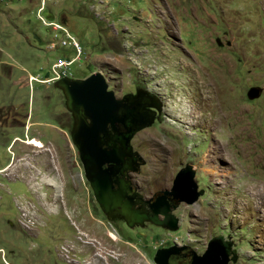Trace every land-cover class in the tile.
Here are the masks:
<instances>
[{
    "label": "rangeland",
    "instance_id": "374dc122",
    "mask_svg": "<svg viewBox=\"0 0 264 264\" xmlns=\"http://www.w3.org/2000/svg\"><path fill=\"white\" fill-rule=\"evenodd\" d=\"M72 59L73 78L99 72L116 96L145 88L159 102L156 123L131 141L145 161L131 174L145 198L170 190L187 164L195 171L203 194L172 212L177 231L150 227L148 249L177 242L202 254L221 239L235 252L228 264H264V0H0V117L8 108L23 115L34 103L28 136L43 145L22 144L13 153L14 185L0 178L21 203L16 211L0 201V264H59L50 254L53 235H70L67 224L85 225L102 242L110 230L71 138L52 150L67 109L61 90L45 80L53 64ZM251 88L258 98H248ZM26 192L48 197L54 211H70L41 213L53 235L19 230L37 225Z\"/></svg>",
    "mask_w": 264,
    "mask_h": 264
},
{
    "label": "water",
    "instance_id": "95a60500",
    "mask_svg": "<svg viewBox=\"0 0 264 264\" xmlns=\"http://www.w3.org/2000/svg\"><path fill=\"white\" fill-rule=\"evenodd\" d=\"M54 87L63 93L66 109L73 118L70 138L78 151L85 179L102 212L105 215L116 212L129 228L150 222L170 232L177 231L179 219L172 211L180 203L194 204L203 194L194 180L192 165L187 164L177 172L170 190L163 191L149 206V211L135 208L137 192L129 181L113 179L116 173L124 175V169L120 170L122 166L129 165L130 171L136 173L139 166L145 164L140 154L133 151L130 142L138 132L154 122L155 113L140 108L148 104L138 94L117 99L99 72L83 79L63 77L54 82ZM259 93L258 88H251L247 96L253 100L259 97ZM126 122L129 124L126 128L128 137L124 138L123 143L109 145L111 137L107 127L110 125L114 130L116 124L125 125ZM103 165L112 166V170H102ZM167 196H171L174 204L166 201ZM229 249L230 243L221 239L212 240L202 255L192 258L191 264H228L232 258L228 255ZM177 250L181 248L172 246L157 250L154 263L168 264L169 255L177 253Z\"/></svg>",
    "mask_w": 264,
    "mask_h": 264
},
{
    "label": "flooded vegetation",
    "instance_id": "af4514ba",
    "mask_svg": "<svg viewBox=\"0 0 264 264\" xmlns=\"http://www.w3.org/2000/svg\"><path fill=\"white\" fill-rule=\"evenodd\" d=\"M83 78H85V76L82 78L72 77V79H83ZM109 90H112L115 96L118 93V90L115 87L110 88ZM137 94H138V97H140L143 101H145L146 104H148V106L141 105L140 108H142V110L154 112L155 119H154L153 124L156 123L159 117L161 106L159 102L157 101L156 97L153 96L145 88L135 89L132 92H129L126 94L124 93L120 96H116V98L122 99L126 95L136 96ZM49 100L50 98L48 97L45 99L46 101L44 102L45 106L49 105V103L51 104V102H48ZM26 104L27 105H26L23 115H21L23 112L21 109H19L20 111V115H19L16 110L12 111L10 108H8L4 111V113L0 117V151L4 149L3 152L6 154V157L5 155H3L4 158L0 157L1 167L4 165L2 168L0 167V173H2L3 169L5 168L7 170L9 169V171H7L3 175V177L0 176V178L1 179L4 178L7 183L8 182L12 183V181H14L13 185L16 182V180L13 177H11L12 172L10 170V168L14 165L13 153L15 151L19 152L22 144L23 145L29 144L37 149L43 147L42 143L40 142L41 141L40 139L37 140L33 137L28 136L30 127H32V124H33L31 120H33L35 115H33V110H32L34 103L27 102ZM52 104L47 109V111L49 112V114L53 116L55 111L53 110ZM61 116H62V120H61L62 125L61 126L58 125V127L62 134L59 135L58 137L60 140V143L58 142L57 144L52 145V150L54 151L58 149L57 147L59 146L63 147L65 143L67 142L69 143L70 133H71V131L69 133V127L71 123H72V127L74 124L73 118L68 111L61 112ZM128 127H129L128 122H126L125 125L116 124L114 130H112V128L109 125L107 127V130L111 137V141L109 142V145L113 144L114 142L123 143L124 138L128 137L129 135L126 129ZM51 128L54 129L55 131L57 130L56 128L52 126ZM69 147L68 146L65 147L66 156H69V152L67 151ZM131 147L133 148L132 145ZM133 151H135L134 148H133ZM56 161L59 163L57 158H56ZM135 161H137V157H135ZM67 162H68V159L65 160V163ZM105 169H109L111 171L112 166L103 165L102 170H105ZM122 169H124L123 173L125 176L120 175L119 173H116L113 176V179L114 180L121 179L124 181H129L132 189L137 192V198L135 199V203H136L135 208L139 210L149 211V206L155 201V199L159 195H156L155 197H151V198H145L133 182V179L131 177L132 172L129 169V165L122 166L120 170ZM4 184L6 183L0 182V201L1 202L7 201L10 206L14 205L15 210L17 211V208L21 203L15 204V201L17 199L11 196L10 194L9 195L6 194L7 192L4 191L5 189L1 188V186H3ZM113 187L116 188L117 186L114 184ZM27 195H29L30 197ZM25 197L32 200L31 208L29 211L34 213L32 217L35 220L37 225H35V223L32 224V225H35L31 227L32 231H26L22 229H19V230H21V232L23 233H26L27 236L33 237V238H40V237L42 238L43 237L42 234L45 233L46 230H49L50 233L53 235V229L50 228L48 223L41 224L40 220H38L39 216L42 215L41 213L46 214V216H49L48 214L51 212H55L59 214L62 209L56 208L54 211L52 208L49 207L52 204L51 200L48 197H46L48 200L47 201L46 198L42 196V194L36 195L31 192H26L24 194L23 199ZM64 200L68 202L67 199L63 198V201ZM166 201L171 205L174 204V202L171 201V196H167ZM63 209L64 210L61 211L62 216L67 217V214L70 211L69 210L67 211L66 207H64ZM18 210H19L18 212H20V209ZM21 212L23 213V211ZM100 213L102 214V217L105 220H108V225L106 226L110 228V230L107 229L104 231L106 233V235L104 236L106 240L102 242V237L91 232V230H89L85 225L78 226V225L67 224V228L69 227L71 230L70 235H66V236L53 235L57 241V246L53 248V251L51 253L49 252L48 248H45L52 255V258L57 261V263L59 264H109L110 262L111 264H149V260L152 259L153 261L157 250L167 249L172 246L181 248V250H177V253L169 255L167 259L168 264H191L192 258L195 255L203 254V253L197 254L196 252H194L193 248L189 244H186V243L177 244V242L165 244L159 247L154 246V250L148 249L149 240L155 237L154 234L152 235V237L149 236L150 227L157 228V229H160L166 232H169V231L162 227L155 226L151 224L150 222H145L142 226H135L134 228H129L116 212H113L110 215H105L100 209ZM118 220L123 222V223L121 222L123 225L120 227L112 224L113 222L118 221ZM109 232H111L115 237V239H113L112 242L108 240V237H110ZM157 234L158 233H156V235ZM134 239L136 240V242L134 241ZM137 245L139 246L140 250L138 249V247H136ZM135 252L137 256H135ZM234 253L235 252L232 250V248L228 250L229 257L233 256ZM87 254H88V258L86 257ZM98 256L102 259V261L98 258Z\"/></svg>",
    "mask_w": 264,
    "mask_h": 264
},
{
    "label": "built area",
    "instance_id": "2783aa9c",
    "mask_svg": "<svg viewBox=\"0 0 264 264\" xmlns=\"http://www.w3.org/2000/svg\"><path fill=\"white\" fill-rule=\"evenodd\" d=\"M44 24H46L43 21ZM55 29H64L63 27L56 25ZM64 35L67 38L68 34L66 33V31L64 30ZM63 45L66 44V42L62 43ZM74 47L76 46V44H73ZM74 63V59L70 60V61H64V60H59L58 62H56L55 64L52 65V67L50 68L51 73H52V77H50L48 80H45L46 83H54L57 80L63 78V77H68V78H72L73 74L71 72V67Z\"/></svg>",
    "mask_w": 264,
    "mask_h": 264
},
{
    "label": "crops",
    "instance_id": "0c3cea01",
    "mask_svg": "<svg viewBox=\"0 0 264 264\" xmlns=\"http://www.w3.org/2000/svg\"><path fill=\"white\" fill-rule=\"evenodd\" d=\"M56 30H59V29H56ZM31 77V76H30Z\"/></svg>",
    "mask_w": 264,
    "mask_h": 264
}]
</instances>
